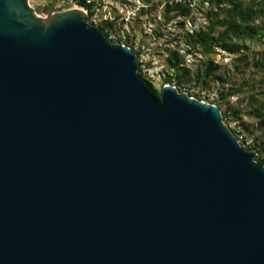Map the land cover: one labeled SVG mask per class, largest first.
Masks as SVG:
<instances>
[{
  "label": "water",
  "instance_id": "obj_1",
  "mask_svg": "<svg viewBox=\"0 0 264 264\" xmlns=\"http://www.w3.org/2000/svg\"><path fill=\"white\" fill-rule=\"evenodd\" d=\"M55 1L0 0V264H264L255 152Z\"/></svg>",
  "mask_w": 264,
  "mask_h": 264
},
{
  "label": "rangeland",
  "instance_id": "obj_2",
  "mask_svg": "<svg viewBox=\"0 0 264 264\" xmlns=\"http://www.w3.org/2000/svg\"><path fill=\"white\" fill-rule=\"evenodd\" d=\"M28 3L39 16H46L51 0ZM235 3L244 8L252 3L264 5V0H98L91 7L95 21L87 16L85 21L101 28L110 43L132 48L138 54V71L152 88L161 91L169 83L215 104L239 143L256 153L264 147V34L251 39L232 37L240 47L234 53L215 47L204 54L192 47L189 37L207 28L214 13L225 17ZM70 8H81L79 0H57L53 11ZM249 25L264 27V13ZM223 29L217 26L215 34ZM172 52L187 71L179 83L168 61Z\"/></svg>",
  "mask_w": 264,
  "mask_h": 264
},
{
  "label": "trees",
  "instance_id": "obj_3",
  "mask_svg": "<svg viewBox=\"0 0 264 264\" xmlns=\"http://www.w3.org/2000/svg\"><path fill=\"white\" fill-rule=\"evenodd\" d=\"M264 13V5H259V3H252L251 5L241 8L238 3L230 5L227 10L225 17L220 18L217 13L215 17L210 20L209 25L205 29H200L198 31H193L189 37H191L193 43V48H199V50L208 54L214 51L215 47L228 52L234 53L240 49L239 45L232 42V37L237 38H255L264 34V27L261 26H250L249 22L253 21L257 16ZM224 27V29L215 34L216 27ZM106 42L110 43V40L106 37ZM138 54L136 53V65L138 64ZM169 65L173 68L175 74V82H180V77L184 76L187 72L181 67L182 62L175 52H172L168 59ZM211 67H208V71ZM140 71V70H139ZM146 87L157 97L160 96V91L152 88L150 83L143 78ZM190 95V94H188ZM264 152V147L260 148L255 153V159L260 163L264 164V158L261 154Z\"/></svg>",
  "mask_w": 264,
  "mask_h": 264
},
{
  "label": "built area",
  "instance_id": "obj_4",
  "mask_svg": "<svg viewBox=\"0 0 264 264\" xmlns=\"http://www.w3.org/2000/svg\"><path fill=\"white\" fill-rule=\"evenodd\" d=\"M57 1V0H56ZM55 1V2H56ZM59 1H63V0H59ZM98 0H79V3L81 5V9H83V11L85 12L87 17L91 18V21H95L94 20V15H95V11L91 8L95 2H97ZM55 4V3H54ZM74 6H76V3L74 4ZM93 25V24H91ZM94 26V25H93Z\"/></svg>",
  "mask_w": 264,
  "mask_h": 264
},
{
  "label": "bare ground",
  "instance_id": "obj_5",
  "mask_svg": "<svg viewBox=\"0 0 264 264\" xmlns=\"http://www.w3.org/2000/svg\"><path fill=\"white\" fill-rule=\"evenodd\" d=\"M75 9H81V8H75ZM81 10H83V9H81Z\"/></svg>",
  "mask_w": 264,
  "mask_h": 264
}]
</instances>
